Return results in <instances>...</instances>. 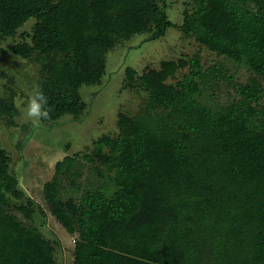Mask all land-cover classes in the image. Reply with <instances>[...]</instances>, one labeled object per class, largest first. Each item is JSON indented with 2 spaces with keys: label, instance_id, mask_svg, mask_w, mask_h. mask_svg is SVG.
I'll return each mask as SVG.
<instances>
[{
  "label": "trees",
  "instance_id": "trees-1",
  "mask_svg": "<svg viewBox=\"0 0 264 264\" xmlns=\"http://www.w3.org/2000/svg\"><path fill=\"white\" fill-rule=\"evenodd\" d=\"M31 19V34L11 50L40 63L50 114L42 123L83 112L80 90L100 82L118 39L159 38L170 27L165 0H0V38ZM181 28L264 80V0H193ZM188 64L189 73L167 83ZM200 70L196 59L164 61L140 76L127 67L125 84L137 80L145 104L134 116L119 113L117 133L93 142L83 161L94 179L78 197L63 196V179L80 176L83 163L56 162L43 196L77 234L73 264H264L261 93L240 85L231 107L209 106L198 100ZM16 115L12 96H0V118ZM9 166L0 148V264H54L51 243L6 211L8 198H25ZM33 205L27 198L15 208L29 217Z\"/></svg>",
  "mask_w": 264,
  "mask_h": 264
},
{
  "label": "rangeland",
  "instance_id": "rangeland-1",
  "mask_svg": "<svg viewBox=\"0 0 264 264\" xmlns=\"http://www.w3.org/2000/svg\"><path fill=\"white\" fill-rule=\"evenodd\" d=\"M193 0H165V11L170 23L166 33L151 38L150 32L136 33L128 39H118L106 54L105 72L98 84L83 86L80 90L84 110L78 117L64 115L56 122L34 124L24 112L29 94L41 83L40 63L35 58L24 59L12 53V46L21 42L22 33L31 34L34 20L27 21L16 35L0 38V96H12L17 115L0 118V148L10 157L9 173L18 180L24 199L8 198L6 211L23 225L35 227L54 248V264H73L74 240L50 213L43 196V185L55 175L56 162L73 156L78 177L64 178L63 196H79L77 189L84 188L94 179L89 163L83 156L91 154L93 142L102 136L117 133L119 113L136 115L145 104V92L133 81L127 86L125 69L140 76L148 70H157L164 61L198 60L203 81L200 82L198 100L209 106L231 107L240 99L239 86H257L260 104L264 105V80L252 73L244 64H238L218 55L200 44L193 35L182 32L183 16L190 11ZM29 41V37L26 39ZM212 68L211 71H207ZM190 71L189 64L179 67L168 77L174 84ZM254 105V103H253ZM30 198L34 205L25 217L15 207Z\"/></svg>",
  "mask_w": 264,
  "mask_h": 264
},
{
  "label": "clouds",
  "instance_id": "clouds-1",
  "mask_svg": "<svg viewBox=\"0 0 264 264\" xmlns=\"http://www.w3.org/2000/svg\"><path fill=\"white\" fill-rule=\"evenodd\" d=\"M48 98L45 94L38 90H33L27 97L26 107L24 109L25 115L32 120L34 124H39L41 120L49 118V111L47 109Z\"/></svg>",
  "mask_w": 264,
  "mask_h": 264
}]
</instances>
